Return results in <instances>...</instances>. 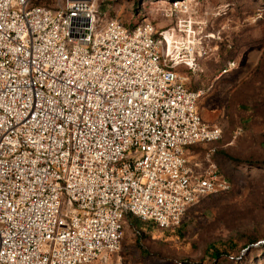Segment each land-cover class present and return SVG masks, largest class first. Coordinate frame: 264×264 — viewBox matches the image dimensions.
<instances>
[{
  "label": "built area",
  "instance_id": "built-area-1",
  "mask_svg": "<svg viewBox=\"0 0 264 264\" xmlns=\"http://www.w3.org/2000/svg\"><path fill=\"white\" fill-rule=\"evenodd\" d=\"M43 1L0 0V264L106 261L129 216L177 228L230 187L188 157L222 129L149 17Z\"/></svg>",
  "mask_w": 264,
  "mask_h": 264
},
{
  "label": "rangeland",
  "instance_id": "rangeland-1",
  "mask_svg": "<svg viewBox=\"0 0 264 264\" xmlns=\"http://www.w3.org/2000/svg\"><path fill=\"white\" fill-rule=\"evenodd\" d=\"M95 2L102 19L149 17L168 32L169 58L181 61L188 87L203 90L204 120L222 129L219 140L190 148V163L208 167L211 154L230 187L190 206L177 228L129 216L120 250L87 264H264V0Z\"/></svg>",
  "mask_w": 264,
  "mask_h": 264
},
{
  "label": "trees",
  "instance_id": "trees-1",
  "mask_svg": "<svg viewBox=\"0 0 264 264\" xmlns=\"http://www.w3.org/2000/svg\"><path fill=\"white\" fill-rule=\"evenodd\" d=\"M138 21H136L134 24H136ZM134 24H132V25H134ZM200 108V107H199ZM202 144V143H201ZM198 145V144H197ZM194 147H196V145H194V146H191L190 148H194ZM190 148H189V150H190ZM207 196H209V195H207ZM204 197H206V196H204ZM204 197H202V198H204ZM201 198V199H202ZM144 222V221H143ZM146 223H151V224H154V223H152V222H146ZM218 251V250H217ZM214 254H215V252H214ZM215 255H217V253L215 254Z\"/></svg>",
  "mask_w": 264,
  "mask_h": 264
},
{
  "label": "bare ground",
  "instance_id": "bare-ground-1",
  "mask_svg": "<svg viewBox=\"0 0 264 264\" xmlns=\"http://www.w3.org/2000/svg\"><path fill=\"white\" fill-rule=\"evenodd\" d=\"M169 38V37H168ZM169 40V39H168ZM169 50H172L171 46H170V43H169Z\"/></svg>",
  "mask_w": 264,
  "mask_h": 264
},
{
  "label": "water",
  "instance_id": "water-1",
  "mask_svg": "<svg viewBox=\"0 0 264 264\" xmlns=\"http://www.w3.org/2000/svg\"><path fill=\"white\" fill-rule=\"evenodd\" d=\"M262 242H264V241H260V243H262Z\"/></svg>",
  "mask_w": 264,
  "mask_h": 264
}]
</instances>
